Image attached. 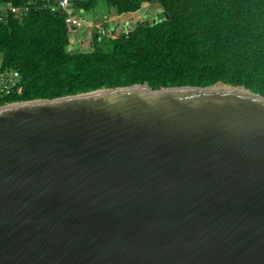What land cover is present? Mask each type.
I'll list each match as a JSON object with an SVG mask.
<instances>
[{"label": "water", "instance_id": "water-1", "mask_svg": "<svg viewBox=\"0 0 264 264\" xmlns=\"http://www.w3.org/2000/svg\"><path fill=\"white\" fill-rule=\"evenodd\" d=\"M0 264H264V97L135 83L0 105Z\"/></svg>", "mask_w": 264, "mask_h": 264}, {"label": "trees", "instance_id": "trees-1", "mask_svg": "<svg viewBox=\"0 0 264 264\" xmlns=\"http://www.w3.org/2000/svg\"><path fill=\"white\" fill-rule=\"evenodd\" d=\"M156 1L155 21L125 25L100 35L88 51L69 52L62 16L38 0H0L29 6L15 17L0 11V65L19 72L22 92L0 96V105L55 98L99 88L147 83L244 86L264 97V0H71L85 13L137 11ZM101 5V6H100ZM96 15V13H94ZM103 14V15H104Z\"/></svg>", "mask_w": 264, "mask_h": 264}, {"label": "built area", "instance_id": "built-area-1", "mask_svg": "<svg viewBox=\"0 0 264 264\" xmlns=\"http://www.w3.org/2000/svg\"><path fill=\"white\" fill-rule=\"evenodd\" d=\"M41 8L49 10L57 16H62L65 25L69 31L76 30L85 25L91 26L100 35H106L110 30L115 29L110 22L108 26H104L99 22L88 23L85 19V12L82 9H75L71 0H38ZM29 6H13L11 4L0 3V11L5 13L9 10L15 17L21 13L27 12ZM22 92V84L20 81L19 72L15 69L2 68L0 65V96L4 95H19Z\"/></svg>", "mask_w": 264, "mask_h": 264}, {"label": "rangeland", "instance_id": "rangeland-1", "mask_svg": "<svg viewBox=\"0 0 264 264\" xmlns=\"http://www.w3.org/2000/svg\"><path fill=\"white\" fill-rule=\"evenodd\" d=\"M101 6V5H100ZM102 8L103 7H99ZM94 11L96 13L99 22H101V19L103 18V12L100 11V9ZM139 10V13H137L134 16L131 17H124V18H117L114 20V24L116 27L115 29L110 30L107 32L106 35H117L119 33H122L125 31V25L129 23H135L137 21H147V22H153L157 18V16H160L161 13H164V10L162 7L159 5L158 2L152 1L149 3H144ZM85 26L81 27L76 30H71L70 36H69V41L70 44L68 46V51L69 52H76V51H88L92 49V41L89 37L85 38V32H84ZM6 104V103H5Z\"/></svg>", "mask_w": 264, "mask_h": 264}, {"label": "crops", "instance_id": "crops-1", "mask_svg": "<svg viewBox=\"0 0 264 264\" xmlns=\"http://www.w3.org/2000/svg\"><path fill=\"white\" fill-rule=\"evenodd\" d=\"M137 13H139V10L133 11V12H125V13L117 14L114 9H111V10H109V12L107 14L102 15L103 18L101 19V22H99L98 19H96L97 15H95L92 12L85 13L84 17L88 23L99 22V23H102L104 26H108L107 22L108 23L111 22L112 24H114V20H116L117 18L131 17V16L136 15ZM94 31H95L94 28H92L91 26L85 25V29H84L85 38H83V39H86L87 37L90 38V36H92Z\"/></svg>", "mask_w": 264, "mask_h": 264}]
</instances>
